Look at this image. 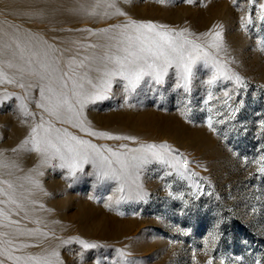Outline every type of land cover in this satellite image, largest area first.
Listing matches in <instances>:
<instances>
[{
	"label": "rangeland",
	"instance_id": "obj_1",
	"mask_svg": "<svg viewBox=\"0 0 264 264\" xmlns=\"http://www.w3.org/2000/svg\"><path fill=\"white\" fill-rule=\"evenodd\" d=\"M89 3L92 0H0V45L10 43L3 35L12 31L8 25H17L21 33L37 37L36 44L47 40L67 49L62 58L67 71L69 59L81 60L94 51L81 48L77 54V48L103 42L102 36L92 32L102 33L129 17L176 31L187 29L196 35L219 25L215 30L222 31L226 49L219 59L242 77L244 86L236 88L223 80L210 86L207 81L214 69L202 62L193 67L190 94L176 87L175 68L169 69L163 84L145 78L131 93L123 89V82L115 81L108 98L87 104L82 118L97 132L131 136L135 142L97 139L68 124H56L97 146L117 150L122 145L138 148L141 144L167 143L187 157L190 172L196 173L190 181L175 172L165 175L172 170L158 163L148 164L140 174L146 200L116 204L121 196L118 185L98 182L92 165H85L77 178L68 177L67 170L58 167L40 166L41 157L23 144L40 116L51 119L36 107L38 87L0 84V162L9 165L0 167V180L16 186L17 202L24 205L21 209L13 203H0L4 212L0 240L11 238L3 235L11 233L17 246L40 245L14 251L13 256H44L56 250L64 264H125L126 260L135 264H194V257L195 264H206L209 258L214 264L221 260L224 264H264V176L253 162L264 155V130L259 126L264 119V22L256 17L258 8L249 6L247 0H129L118 5L128 13L125 17L109 19L71 11ZM96 11L102 12L103 7ZM249 12L253 24L245 31L241 17ZM8 53L0 49V57L24 63L19 53L16 58ZM3 67L9 76L19 77L15 68ZM36 79L26 75L20 82L35 85ZM227 87L234 89L230 103L238 110L233 117L223 105ZM209 91L214 98L206 103ZM18 96L24 97L35 120L23 113ZM210 115L214 121H223L213 124L215 131L207 126ZM41 171L42 176L38 175ZM27 177L38 181L40 187H34ZM193 182L199 189L191 186ZM0 201L6 202L7 197L0 195ZM9 220L17 223L9 224ZM41 233H48V238ZM69 240L73 242L63 243ZM76 240L97 247L84 249ZM3 247L0 244V249ZM118 250L129 255L122 257ZM0 260L13 264L5 255H0Z\"/></svg>",
	"mask_w": 264,
	"mask_h": 264
},
{
	"label": "snow or ice",
	"instance_id": "obj_2",
	"mask_svg": "<svg viewBox=\"0 0 264 264\" xmlns=\"http://www.w3.org/2000/svg\"><path fill=\"white\" fill-rule=\"evenodd\" d=\"M129 0H92L87 5L81 4L79 8L72 9L74 14H86L88 16H100L112 18V16L125 17L128 13L123 11L118 5L128 3ZM165 3L166 0H159ZM190 3L191 0H188ZM249 6H256L258 11L256 17L264 22V2L261 0H247ZM239 7V4L236 5ZM103 7L102 12L96 10ZM107 9H114L109 12ZM253 24L251 12L241 17V27L247 31V25ZM11 32L4 31L3 35L7 37L4 44V51L10 52L13 58L17 57L23 64H14L11 60L0 61V84H18L22 89H31L34 86L39 90V101L36 107L47 113L51 119L45 120L43 116L34 123L27 139L23 141L25 146L31 147L27 150L34 152L41 157V167H53L61 170H67L68 177L77 178V173H84L85 165H92L94 174L101 184L107 182H116L117 191L121 193L116 204L128 199L146 200L147 193L143 190V184L140 182V174L148 164L158 163L172 171L165 175H172L173 172L181 179L192 180L196 173L190 172L189 160L167 143L161 144H141L138 148H127L122 145L121 150L110 147L97 146L89 140L82 139L80 136L69 132L62 127H56V124H68L72 128L85 133L88 136L97 139L107 140H128L135 142L131 136L113 135L107 132H97L86 124L82 118L83 108L89 103H95L97 100L108 98L112 92L115 81L123 82L122 87L126 92H135L141 83L148 78L157 85L164 83V77L169 73V69L175 68L178 82L176 87L183 88L186 93H191V83L193 79V67L202 62L205 67L214 69L212 77L207 81L210 86H215L218 80L225 82L231 81L236 88L244 86V81L240 75L229 69L226 64L221 63L219 59L222 51L226 52L223 42V35L220 26L201 35H196L188 31L173 30L164 24L152 22H140L132 18L122 21L111 28L102 30V33L92 32L93 35L102 36L103 42L90 43L77 48V54L83 48L84 50L93 49L90 56L85 55L83 59L77 60L75 57L67 61V71L62 66V58L67 49L61 50L47 40L34 43L38 38L30 32L21 33L17 25H8ZM91 32L90 29L86 30ZM76 44V41L72 42ZM42 45V46H41ZM24 53H28L25 57ZM8 68H15L19 77L9 76L3 65ZM26 65V66H25ZM95 73V75H92ZM36 77V84L23 82L25 76ZM234 89L227 87L223 90V105L229 110L228 115L233 117L238 109H233L230 101ZM27 95V93H26ZM213 94L209 91V102L213 99ZM219 99V97H215ZM21 100L20 108L26 116H32L35 120V114L29 113L24 97H17ZM208 111L211 113L212 108ZM216 115H222L217 112ZM55 121V123L53 122ZM223 121H214L210 115L207 120V126L210 130L214 123ZM261 130H264V119L259 124ZM16 151V149H13ZM257 165V171L264 176V155L253 161ZM247 163V161H245ZM9 165L0 162V167ZM36 171V169H33ZM44 173L38 172V175ZM29 183L39 188V182L27 177ZM0 185H6L0 188V195L7 197V201L0 203H13L17 208L23 209V203L17 202L16 186L10 181L0 180ZM191 186L199 189V185L193 182ZM42 190V189H41ZM127 190V194H125ZM31 194V193H29ZM203 194V193H200ZM169 195H172L169 193ZM43 207V205H41ZM4 212L0 210V216ZM9 224H15L16 221L9 220ZM36 231H39L38 229ZM9 239L0 240L3 248L0 249V255H5L7 260L13 261V264H64L60 259V253L56 250L51 251L44 256H13L12 252L21 251L25 247H39L40 245L14 244L15 237L11 233ZM41 236L48 238V233H41ZM73 241H63L64 244ZM82 248H96V244H90L84 240H76ZM122 257L129 253L118 250ZM207 255V253H205ZM0 264H4L0 260ZM125 264H135L133 261H125ZM195 264V257H194ZM206 264H214L213 259L209 258ZM220 264H224L221 260ZM260 264V261H256Z\"/></svg>",
	"mask_w": 264,
	"mask_h": 264
},
{
	"label": "bare ground",
	"instance_id": "obj_3",
	"mask_svg": "<svg viewBox=\"0 0 264 264\" xmlns=\"http://www.w3.org/2000/svg\"><path fill=\"white\" fill-rule=\"evenodd\" d=\"M9 18V17H8ZM0 49L4 51V47L2 45H0ZM5 52V51H4ZM19 53V52H18ZM10 54V52L8 53ZM3 55V54H2ZM16 58V57H15ZM0 61H7L6 58L0 57Z\"/></svg>",
	"mask_w": 264,
	"mask_h": 264
}]
</instances>
